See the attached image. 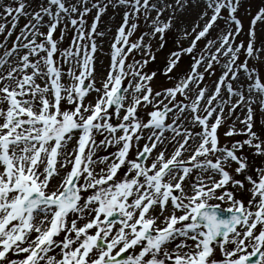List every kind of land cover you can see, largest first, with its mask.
Returning <instances> with one entry per match:
<instances>
[{
    "label": "snow or ice",
    "instance_id": "obj_1",
    "mask_svg": "<svg viewBox=\"0 0 264 264\" xmlns=\"http://www.w3.org/2000/svg\"><path fill=\"white\" fill-rule=\"evenodd\" d=\"M241 5L0 0V264H264V6L245 30Z\"/></svg>",
    "mask_w": 264,
    "mask_h": 264
},
{
    "label": "rangeland",
    "instance_id": "obj_2",
    "mask_svg": "<svg viewBox=\"0 0 264 264\" xmlns=\"http://www.w3.org/2000/svg\"><path fill=\"white\" fill-rule=\"evenodd\" d=\"M264 6V0H242V5L239 9V15L243 20L245 30L248 29L250 26V22L252 17L255 15V13L258 11L260 7ZM198 10H193L190 14H185L184 19L187 22H191L193 19L196 17V12ZM113 16V10L109 8L108 12L102 17V23L100 24L99 28L101 31H106V35L103 38V48L101 51L97 52V63H96V70H97V79L99 80L101 76L106 75L107 72V66L109 64V44L112 38V35L115 32L116 27L120 24L121 22V14L120 12H117L115 14V19H112ZM88 21L91 23L92 21V14H89L88 16ZM3 22V21H0ZM24 23V20H21V24ZM222 23V22H221ZM107 29H111V32H107ZM264 30V24H257V33L258 35L261 33V31ZM139 34V33H137ZM70 36L69 34L65 41L64 44L67 45L70 41ZM100 43V41H98ZM162 83L164 81H161ZM95 95V93H93ZM261 120H264V117H261L260 119L257 120V127L256 130L260 131V125H261ZM258 162V161H257ZM251 249H249L250 251Z\"/></svg>",
    "mask_w": 264,
    "mask_h": 264
}]
</instances>
